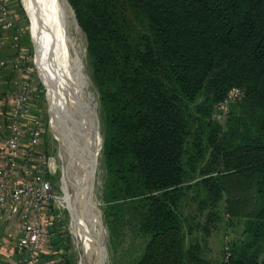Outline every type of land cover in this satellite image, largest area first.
I'll return each instance as SVG.
<instances>
[{
	"label": "trees",
	"instance_id": "1",
	"mask_svg": "<svg viewBox=\"0 0 264 264\" xmlns=\"http://www.w3.org/2000/svg\"><path fill=\"white\" fill-rule=\"evenodd\" d=\"M129 1L147 16L155 54L117 44V35L107 37L98 26L96 39L86 29L96 74L117 85L109 96L115 100L109 116L114 136L105 143L112 176L107 187L111 202L122 199L119 191L141 198L142 227L152 243L139 264H182L176 200L187 183L183 157L190 136L182 104L195 105L197 115L212 122L215 105L243 88L259 116L239 139L227 131L216 152L219 159L240 149L264 156V0ZM223 166L212 162L202 174L225 199L230 220H244L245 236L223 264H264V157L253 166ZM58 232L55 221L47 220V239ZM54 242L60 247L63 239Z\"/></svg>",
	"mask_w": 264,
	"mask_h": 264
},
{
	"label": "rangeland",
	"instance_id": "2",
	"mask_svg": "<svg viewBox=\"0 0 264 264\" xmlns=\"http://www.w3.org/2000/svg\"><path fill=\"white\" fill-rule=\"evenodd\" d=\"M64 3L70 10L66 12V16L71 15L72 23L67 28L66 61L56 73V78L59 77L55 78L56 97L58 103L63 105V109L78 101L80 103L83 101L87 109L84 108L82 114L77 111L76 106H72L76 111L73 109L71 112L69 109L67 112L62 111L60 113V116L64 117L62 125H56L51 113L53 123L49 117L51 107V94L48 89L49 69L45 56L38 48L37 34L30 16L23 1L20 0L23 15L22 46L30 64L33 88L40 96L39 105L43 109L44 119L48 125L45 141L40 150L45 158L54 160L52 178L60 198L56 203L55 215L60 216L59 225L62 226L66 251L70 254L71 263L80 264L83 255V264H94L92 254L97 250V264H139L147 255L152 237L142 227L141 198H129L124 192L119 191L118 196L122 199L111 202L114 195L107 187L112 176L105 156V143L114 136L109 124V116L115 99L110 100L109 96L115 94L117 85L107 74L101 72L96 74V61L89 50L86 29L91 31L96 39V26H98L107 37L113 33V38L117 35V44L125 42L126 45L143 52L152 48L155 54L157 46L154 35L145 12L129 0H40L41 13L48 11L51 14L53 5L62 8ZM53 18L55 19V15ZM43 19L46 21V16ZM106 30L109 33H106ZM78 56L81 58L84 77L82 85L80 83L76 88L79 89L80 94L77 91L72 92L76 81L72 77V71H75V58ZM166 88L170 95L174 96L171 85L167 84ZM233 90L240 93L239 97L228 101L227 98L221 102L222 104L228 102L225 108H221V103L215 105L211 115L212 122L199 117L195 105L182 104L190 131L183 157L187 183L183 185L182 193L180 197L177 195L176 200L178 202L176 209L181 214L183 224L182 264H220L226 256L225 247L231 248L230 242L235 238L239 239L244 230V222L242 224L237 220H230L225 199L211 187V184L205 182V178L209 176L202 174L212 162L221 160L223 168L232 169L240 165L253 166L258 163V159L264 157L250 150L240 149L231 157L220 153L221 158H218L219 153L216 152V148L224 142V134L229 131L233 135L231 139L237 136L239 139L251 129L252 121L259 116V110L250 101H245V90L241 87H235ZM73 113L74 117H72ZM78 114H80L79 123L74 124ZM88 119L92 122L91 139L90 135L88 138L83 137L89 133L82 128L85 126L88 128L86 125ZM77 125L82 128L81 131L73 129ZM61 126L67 130L65 138L68 156L65 159L60 155L63 145ZM62 166L71 195H77L76 185L81 181L86 197L96 203L101 220L99 227L89 225L93 233L89 236L84 230L85 223L81 215L76 211L79 240L72 233L71 216L62 206L64 197L61 182ZM259 259L264 263V251Z\"/></svg>",
	"mask_w": 264,
	"mask_h": 264
},
{
	"label": "built area",
	"instance_id": "3",
	"mask_svg": "<svg viewBox=\"0 0 264 264\" xmlns=\"http://www.w3.org/2000/svg\"><path fill=\"white\" fill-rule=\"evenodd\" d=\"M10 6L11 0H0V31L18 30ZM21 37L22 32L15 41ZM28 62L22 49L9 61L0 59V67L10 64L15 74L8 90L0 97V258L6 244V228L12 226L18 235L11 258H6L8 264H52L50 260L43 262L42 254L49 241L47 220L55 221L59 236L64 238L60 216L55 215L60 198L52 178L54 160L45 158L40 150L48 125L44 124L41 106L34 108L40 98L33 88ZM239 95L232 89L227 101ZM227 106L228 102L221 108ZM225 249L221 264L227 263L231 256V249L227 246Z\"/></svg>",
	"mask_w": 264,
	"mask_h": 264
},
{
	"label": "bare ground",
	"instance_id": "4",
	"mask_svg": "<svg viewBox=\"0 0 264 264\" xmlns=\"http://www.w3.org/2000/svg\"><path fill=\"white\" fill-rule=\"evenodd\" d=\"M22 1H23L24 7L26 8V10L30 16L31 22L35 28V31L37 34V40H38V42H37L38 48L40 49V51L45 56L46 64H47L48 69H49L48 89H49V92L51 94V107H50L49 117H50L51 123H53L51 115H50V113H51L53 118H54V123L56 125H62V121L64 119L63 116H60V113L62 111L66 110V112H67L69 109V111L71 112V109H73L72 106H76L77 111L78 112L80 111V113L82 114L84 112V108H86V106L83 104V101L81 103L78 101V102H75L73 104L71 103V106L67 105L66 108L63 109V105L58 103L59 101H57V97H56L57 96L56 86H55V78L57 76L56 73H58L61 66L66 61L65 49H66L67 39H68L67 28L72 23V20L70 18L71 15L69 14L70 17H67L66 12H68L70 10H69L68 6L64 3L62 8H58V7L53 5V9H52L53 13H51V14L48 11L41 13L42 5L40 4V0H22ZM53 15H55V19L53 18ZM45 16L47 19L46 21L43 19ZM75 61H76L75 71L71 70L72 71V77L74 80H76V81H74L75 86L72 89V92L77 91V93L80 94L79 89L76 90V88H77V86H79L80 83L82 85V82H84V77L82 74L83 71L81 68V58L78 56L77 58H75ZM60 73H61V71H60ZM58 78H56V79H58ZM92 101H93V99H92ZM73 111H76V108H74ZM88 111H91V110L88 109ZM70 112H68V114ZM92 113H93V111H92ZM68 114H67L66 118L68 117ZM79 116H80V114H78L76 116V119H75L76 123H74V124L79 123ZM72 117H74V113L72 114ZM91 123L92 122L90 121V119H88L86 121V125L88 126V128H86V126L82 127L83 129H85L84 131L89 132L88 135L85 134L83 137L88 138V136L90 135V139L92 138V134L90 133L91 132V126H90ZM73 129H79L81 131L79 125H77L76 127H73ZM60 130H61V135L63 136V145L61 146L60 155H61V158L65 159L68 156V148L66 147V140L67 139L65 138L67 136V130L64 129V127H62V126H61ZM85 145H86V143H84V146ZM89 147L92 148L91 144H89ZM82 151H83V149H82ZM65 177H66L65 170H63V166H62L61 167V178H62L61 182H62V190L64 192V197L62 198V206L64 207V209H66L69 212V214L71 216L72 233H73L74 237L77 240H79L78 239L79 235H78V231H77V220H76V216H75L76 211L81 215V217L85 223V227H84L85 229L84 230L86 231V233L89 236H91L93 234L92 231L89 229V225L92 224L95 226L97 225V227H99L101 220H100L99 214L97 213L96 203L90 201L88 199V197H86V195L83 192V183L81 181L77 180L78 181L77 185H76L77 195L72 196L71 192H69ZM96 251L97 250H95V252L92 254L93 259H94L93 260L94 264H97ZM82 259H83V255H81L80 264H81V262L83 264L84 259L83 260Z\"/></svg>",
	"mask_w": 264,
	"mask_h": 264
},
{
	"label": "crops",
	"instance_id": "5",
	"mask_svg": "<svg viewBox=\"0 0 264 264\" xmlns=\"http://www.w3.org/2000/svg\"><path fill=\"white\" fill-rule=\"evenodd\" d=\"M11 12L15 16L17 21L18 30H1L0 31V59L9 61L13 59L20 49L24 50L22 46L23 39L20 38V41L16 42L15 37L23 31L22 28V17L23 15L21 10L20 0H11ZM32 38V37H31ZM23 40V41H22ZM33 41V40H32ZM15 78V74L10 64L0 67V97L8 90L10 83ZM236 221V220H233ZM239 223L244 222V220H237ZM1 222V221H0ZM244 227V226H243ZM0 228H2L0 223ZM6 241L5 248L3 250V254L0 258V264H8L6 258H11L13 253V248L15 244V240L17 238V231L14 227L9 226L6 228ZM54 237L63 239L62 246L58 247L60 243L56 244L54 242ZM234 238V237H233ZM245 239L243 231L240 234L239 239H234L230 242V245L239 244ZM230 248V247H229ZM231 249V248H230ZM57 255V258L52 259V264H73L71 263L70 254L66 251V240L64 238L59 237V232L52 236L51 239L44 246L42 261L50 260V257H54ZM60 257H64L63 261H60Z\"/></svg>",
	"mask_w": 264,
	"mask_h": 264
}]
</instances>
